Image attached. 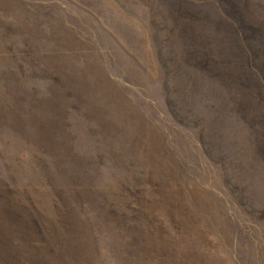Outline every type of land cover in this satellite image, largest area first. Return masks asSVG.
I'll list each match as a JSON object with an SVG mask.
<instances>
[{
    "label": "rangeland",
    "instance_id": "obj_1",
    "mask_svg": "<svg viewBox=\"0 0 264 264\" xmlns=\"http://www.w3.org/2000/svg\"><path fill=\"white\" fill-rule=\"evenodd\" d=\"M0 264H264V0H0Z\"/></svg>",
    "mask_w": 264,
    "mask_h": 264
}]
</instances>
